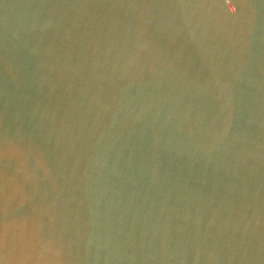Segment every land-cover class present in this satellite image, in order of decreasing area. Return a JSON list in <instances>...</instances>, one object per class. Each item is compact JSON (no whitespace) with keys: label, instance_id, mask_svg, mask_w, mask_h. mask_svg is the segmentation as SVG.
<instances>
[{"label":"water","instance_id":"95a60500","mask_svg":"<svg viewBox=\"0 0 264 264\" xmlns=\"http://www.w3.org/2000/svg\"><path fill=\"white\" fill-rule=\"evenodd\" d=\"M0 264H264V0H0Z\"/></svg>","mask_w":264,"mask_h":264}]
</instances>
